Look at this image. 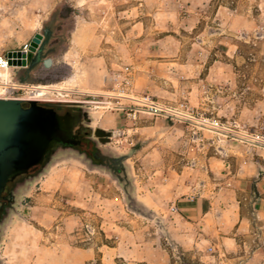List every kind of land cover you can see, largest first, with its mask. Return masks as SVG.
Wrapping results in <instances>:
<instances>
[{"label": "rangeland", "instance_id": "obj_1", "mask_svg": "<svg viewBox=\"0 0 264 264\" xmlns=\"http://www.w3.org/2000/svg\"><path fill=\"white\" fill-rule=\"evenodd\" d=\"M173 1L163 0L165 21L175 18ZM212 4L213 9L239 8L250 18L264 16V0ZM156 5V0H0V55L29 46L53 19L47 49L57 50L48 56L54 62L49 68L43 61L28 73L10 68L8 78L0 69V92L22 98L35 85L65 86L68 92L44 96L54 100L46 103L86 105L93 131L114 132L103 148L123 170L113 175L71 150L50 158L35 178L19 179L12 208L0 223V264H44L45 247L59 252L68 246L96 247L97 257L88 264H102L103 256L105 264H159L147 260L155 248L170 255L167 264H175L178 256V264L264 260V227L259 240L256 236L259 245L250 236L230 253L188 252L172 241L177 187L194 180L195 195L213 192L219 174L210 172L211 158L234 164L241 150L250 149L251 157L264 151V121L236 117L252 102L264 101V27L237 33L239 54L226 55L217 35L197 41L204 27L157 26L156 14L162 13ZM224 37L228 49L233 40L227 33ZM196 45L210 53H193ZM215 61L231 65L235 75L225 82L232 88L218 91L211 109L189 106L194 119L154 113L139 104L146 96L164 107L188 103L187 90L203 83ZM209 174L215 179L206 187Z\"/></svg>", "mask_w": 264, "mask_h": 264}, {"label": "crops", "instance_id": "obj_2", "mask_svg": "<svg viewBox=\"0 0 264 264\" xmlns=\"http://www.w3.org/2000/svg\"><path fill=\"white\" fill-rule=\"evenodd\" d=\"M212 1L174 0L169 6L175 12V18L170 22L164 20L163 0H156V8L161 9L162 13L156 14V24L157 26L164 24L189 26L192 31L200 29V26L204 27L203 33L200 30L196 33L197 41L199 36L205 38V35L206 37L209 35V41L215 39L218 42L220 40L219 47L224 49L226 55H238L237 39L240 37L237 33L243 30L257 32L259 28L264 27V16L250 18L247 15L246 17L239 8H229L226 5L215 6L213 9ZM181 11H184L183 16H181ZM212 26L219 28L213 29ZM225 33L233 40L228 49L223 47L225 46L223 42H227L224 37ZM216 35L219 37L211 39ZM193 53L210 52L196 45ZM230 67V64L221 61L211 64L208 68V76L203 83L195 84V87L187 90L189 100L187 104L191 107L203 106L207 110L211 109L217 92L227 87L232 88L228 81L225 82L229 76L235 75ZM237 103L236 100L235 105ZM204 115L210 116L205 113ZM236 117L245 121H264V101L252 102L251 108L247 109L245 115L237 112ZM210 119L213 118L210 117ZM239 153L240 156L234 164L224 159L221 163H215L211 161L212 158L210 159L209 170L210 172L216 170L219 174L216 180L218 179L219 182L214 183L215 178L213 179L209 174V181L207 179L205 186L213 182L216 187L215 191L195 195L192 189L194 184L196 185L194 180L191 181L189 187L180 185L176 188L173 198L176 225L173 227L172 241L180 250L198 254L201 250L204 253L217 250L230 253L231 250L241 249L243 244L246 245L247 238L250 236L255 237L254 241L259 245V228L264 227V151L256 150L257 156L255 157L249 156L252 154L250 149L241 150ZM43 250L44 264H88L97 257L96 247L93 246L62 247L59 252L58 249L53 251L47 247ZM98 250L101 248L98 247ZM154 250L155 254L147 257L148 261L159 264L171 263V257L167 252L158 248ZM197 250L199 251L196 252ZM104 259L105 256L101 258L102 264H105ZM37 260L36 258L35 261ZM245 261L243 257H239L228 260L227 264H264V260L259 258H252L248 263Z\"/></svg>", "mask_w": 264, "mask_h": 264}, {"label": "water", "instance_id": "obj_3", "mask_svg": "<svg viewBox=\"0 0 264 264\" xmlns=\"http://www.w3.org/2000/svg\"><path fill=\"white\" fill-rule=\"evenodd\" d=\"M46 34L47 31L44 35L37 33L28 52L10 51L9 64L26 69L32 54L36 55L34 62L40 61L39 49ZM43 64L49 68L53 59L45 58ZM50 105L53 103L0 98V202L9 182L35 167L45 168L50 158L69 152L72 145L78 144L75 130L82 116L58 112ZM94 133L103 145L110 143L114 135L102 127L95 128Z\"/></svg>", "mask_w": 264, "mask_h": 264}, {"label": "flooded vegetation", "instance_id": "obj_4", "mask_svg": "<svg viewBox=\"0 0 264 264\" xmlns=\"http://www.w3.org/2000/svg\"><path fill=\"white\" fill-rule=\"evenodd\" d=\"M50 106L61 113L71 112L74 115L82 116V121L75 130L78 144L71 146L73 151L84 157L89 162V164L94 167L108 168L115 174H121L123 172L122 168L119 166L113 155L103 148L105 145H103L100 141V138L95 135L86 105L75 103L53 104ZM38 168H40V166L33 169L36 170ZM1 218L2 208H0V223Z\"/></svg>", "mask_w": 264, "mask_h": 264}, {"label": "built area", "instance_id": "obj_5", "mask_svg": "<svg viewBox=\"0 0 264 264\" xmlns=\"http://www.w3.org/2000/svg\"><path fill=\"white\" fill-rule=\"evenodd\" d=\"M28 47L29 46H26L24 48L27 52H28ZM28 62H29V58H28ZM8 67L17 68V67H13L9 64L8 53L0 55V69L1 70H7ZM125 70L126 71L124 74L127 73L129 68L126 67ZM118 75L121 76L122 74H118ZM13 90L15 91L18 89L14 88ZM34 92H35L34 90H31L30 95H28L26 97H22V98L8 96L7 94H9V93H5V95H1V94L0 95H1V97H4V98H19V99H23L25 101H27V100H37L39 102H53L54 101L53 99H45L44 96L43 97H36ZM45 96H47V95H45ZM138 101H139V104H141L143 107H145L147 111H151L154 113H157V112L158 113H165V114L174 116L176 118H180L181 116H183L185 118H189V119L195 118L194 109L189 107V105L186 103V101H181L180 103L174 105V107L173 106L164 107L158 101H156V100H154L148 96L143 97L142 99H140ZM182 119H184V118H182ZM205 120L211 121L210 119H207V118ZM179 260H180V257L178 256L177 261L175 263L178 264ZM116 264H125V263L120 262V263H116Z\"/></svg>", "mask_w": 264, "mask_h": 264}, {"label": "trees", "instance_id": "obj_6", "mask_svg": "<svg viewBox=\"0 0 264 264\" xmlns=\"http://www.w3.org/2000/svg\"><path fill=\"white\" fill-rule=\"evenodd\" d=\"M53 20L51 21L50 26L47 29V34H46L45 39L43 40V42L40 46V49H39L40 61L34 62L36 55L35 54L30 55L29 67L25 69L27 73L33 71L40 64L41 61H43L45 58H47L51 54L56 53V51H57L54 49L53 50L47 49L48 42L54 36V28L52 26ZM42 168L43 167H40V168L36 169V171H35V169H31L28 174L22 175V176L18 177L17 179H15L14 181H11L8 183L7 188L3 194V197H2L1 202H0V208H2L1 222H3L7 218L9 211L12 208L14 192H15L16 187H17L15 185L16 182L19 179L28 180L31 178H35L37 176V174H39L41 172Z\"/></svg>", "mask_w": 264, "mask_h": 264}, {"label": "bare ground", "instance_id": "obj_7", "mask_svg": "<svg viewBox=\"0 0 264 264\" xmlns=\"http://www.w3.org/2000/svg\"><path fill=\"white\" fill-rule=\"evenodd\" d=\"M11 67H8L7 70H9ZM7 70L5 72H3L2 74V77L3 78H8L9 77V71L7 72ZM34 89V93L36 95V97H43L45 95H48L50 93H59V94H62L64 92H68L69 89L66 88L65 86H62V85H35L33 87ZM6 91H2L0 92L1 95H5ZM0 95V98H4V97H1Z\"/></svg>", "mask_w": 264, "mask_h": 264}]
</instances>
